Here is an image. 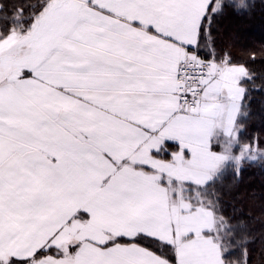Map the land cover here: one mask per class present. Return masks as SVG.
Here are the masks:
<instances>
[{
  "label": "snow or ice",
  "instance_id": "obj_1",
  "mask_svg": "<svg viewBox=\"0 0 264 264\" xmlns=\"http://www.w3.org/2000/svg\"><path fill=\"white\" fill-rule=\"evenodd\" d=\"M255 7L0 0V264H252L219 188L264 169V82L214 28Z\"/></svg>",
  "mask_w": 264,
  "mask_h": 264
},
{
  "label": "trees",
  "instance_id": "obj_2",
  "mask_svg": "<svg viewBox=\"0 0 264 264\" xmlns=\"http://www.w3.org/2000/svg\"><path fill=\"white\" fill-rule=\"evenodd\" d=\"M253 14L242 16L227 12L214 28L217 54L228 52L237 64L245 65L264 82V2L254 0ZM207 54V50L202 49ZM246 131L249 137L264 139V94L256 93L251 101V118ZM223 210L245 217L253 233L250 249L252 264H264V169L246 166L239 180L229 175L219 188Z\"/></svg>",
  "mask_w": 264,
  "mask_h": 264
}]
</instances>
